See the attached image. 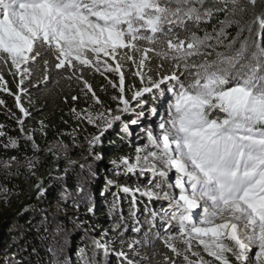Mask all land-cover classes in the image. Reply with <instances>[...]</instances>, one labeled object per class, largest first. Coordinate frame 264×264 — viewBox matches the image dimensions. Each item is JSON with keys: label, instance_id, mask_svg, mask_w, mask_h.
I'll return each instance as SVG.
<instances>
[{"label": "snow or ice", "instance_id": "obj_1", "mask_svg": "<svg viewBox=\"0 0 264 264\" xmlns=\"http://www.w3.org/2000/svg\"><path fill=\"white\" fill-rule=\"evenodd\" d=\"M256 2L0 0V62L15 69L12 74L19 73L21 83L41 62L45 83L51 79L53 64L56 70L70 73L69 80L81 73L76 79L83 81L101 109L72 111L76 119L96 128L88 138V151L97 159L101 158L97 146L122 121L124 113L139 110L137 119L122 123L125 135H130V125L140 124L139 117L147 114L145 94L171 95L168 118L159 122V131L145 129L144 146L137 147L134 156L122 155L112 163L126 173L139 171L158 178L143 189L121 186L119 190L131 193L130 215L137 224L136 193L150 201L155 198L167 203L159 211L145 207L149 231L145 232L144 243L154 246L156 240L161 241L175 257H182L184 264H233V258L235 264H264V44L257 42L250 47L246 39L239 41L245 27L251 32L252 24L259 25L264 41V13L242 23L249 5L254 9ZM220 16L224 18L217 20L211 31L201 28ZM233 25L238 31L230 37L227 29ZM220 47L228 51H218ZM153 60L159 61L155 77L150 67ZM125 62L135 66L134 75L140 79L139 87L132 86L130 99L125 86ZM165 63L171 69L167 74L160 71ZM87 69L101 75L117 74L118 83L109 80L119 91L112 97L117 104L115 112L103 108L93 87L83 80ZM0 86L8 91L2 74ZM16 100L20 112L27 116L18 95ZM150 112L158 114L156 108ZM17 122L23 131V121ZM27 139L33 138L29 134ZM16 145L17 139L9 137L4 147ZM173 172L174 183L170 176ZM112 183L107 181L106 188ZM36 187L43 194V188L39 184ZM84 201L89 203L87 211L93 212L90 197L84 185L79 184L74 204L78 208ZM116 207L113 203L112 212ZM157 219L164 234L157 230L150 241ZM124 220L121 214L120 221ZM114 227L119 230L122 223ZM142 230L133 227L134 232ZM178 242L185 247H178ZM92 243L91 258L86 257L84 249L79 250L83 264H96L97 250L102 249L105 256L109 254L107 243L100 239ZM138 244L141 241L132 240L127 247L139 255L134 248ZM194 245L202 246L211 259L194 250ZM116 256L121 264H137L123 250ZM164 264L176 262L165 255Z\"/></svg>", "mask_w": 264, "mask_h": 264}, {"label": "trees", "instance_id": "obj_2", "mask_svg": "<svg viewBox=\"0 0 264 264\" xmlns=\"http://www.w3.org/2000/svg\"><path fill=\"white\" fill-rule=\"evenodd\" d=\"M262 5L264 6V0H260L252 12L256 14ZM249 12L251 13L250 9ZM223 18L220 16L211 24H202L201 28L211 30L212 25ZM244 22L245 19L242 20ZM258 29L259 25L254 27V30ZM237 31L235 25L227 29L231 37L237 35ZM245 36L243 32L242 38ZM261 43L264 44V41L261 40ZM224 49L223 47L222 51ZM158 63V60H153L150 65L154 77ZM170 70L167 63L160 69L164 74ZM14 71L15 69L0 63V74L4 76L8 88L5 91L0 86V100L4 101L0 104V126H3L4 132L0 136V159L15 157L13 160H22L33 156L38 148L56 141L70 148V153H74L76 159L60 160L43 175V194L39 190L34 191L13 210L0 212V259L7 255L12 257L5 263L0 260V264H53L54 261L58 264H83L79 250L84 249L86 257L91 258L94 250L93 239H100L105 243V237L110 240L111 250L107 256L102 249L97 250L96 264H121L116 256L121 250L128 253L130 259H135L137 264H164L165 255L174 259L176 264H184L161 241L156 240L154 246L144 243L145 232L149 231V225L145 223L147 214L144 209L147 207L149 210L159 211L155 206L160 203L156 199L150 201L139 192L136 193L138 203L135 210L140 221L137 224L130 215L131 193L125 194L119 190L121 186L141 189L148 186L150 173L147 176L141 175L139 171L126 173L123 168H117L112 163L122 155L134 156L136 147L147 142L144 130L150 127L157 130L159 122L168 118L167 109L171 95L161 96L159 92L145 95L147 114L139 117V125H130V135L121 131L122 123L137 119L139 110L137 113H124L122 121L117 122L104 136L102 145L97 146L96 152L101 157L97 159L95 153L90 154L88 151V138L96 133V128L88 125L86 121L76 119L72 111L101 109V105L95 104L91 93L84 88L83 81L76 79L81 73L77 72L69 80L67 76L70 73L56 70L53 64L50 70L51 79L45 83L41 62L33 66L31 77H25L21 83L20 74L13 75ZM123 71L130 99L132 86L139 87L140 79L134 75L136 68L130 63H127V68ZM83 80L93 87L96 96L103 102V108H111L115 112L117 104L112 97L119 95V91L112 87L109 80L118 83L117 74L108 72L101 75L94 69H87L83 72ZM17 95L20 97L21 106L28 113L27 116L17 107ZM73 96L77 100L73 101ZM161 97L164 98L161 104H164V100L167 101L162 106V117L159 109ZM152 108H156L158 114H151ZM18 120L23 121V131ZM29 134L32 140L27 139ZM9 137L17 139L16 147H4ZM109 180L113 183L106 188ZM79 184L84 185L93 212L87 211L88 201L81 202L78 208L75 206ZM54 201L56 205H52ZM113 203L117 205L115 212H112ZM121 214L125 217L123 222L120 221ZM117 223H122L119 230L114 227ZM156 224L157 228L151 230L152 235L148 238L150 241L157 230L162 234L161 221L157 219ZM134 226L142 227L143 230L134 232ZM103 231H106V236ZM132 240L141 241V244L134 245L139 255H135L127 247V243Z\"/></svg>", "mask_w": 264, "mask_h": 264}, {"label": "rangeland", "instance_id": "obj_3", "mask_svg": "<svg viewBox=\"0 0 264 264\" xmlns=\"http://www.w3.org/2000/svg\"><path fill=\"white\" fill-rule=\"evenodd\" d=\"M259 1L260 0H258V2ZM249 9L251 10V13L248 10V12L245 13L243 17V20L244 19L246 20V22H244L245 24L251 22L257 14L264 12L263 5L261 6V9L257 11L256 14L252 12L253 8L250 5H249ZM257 25L258 24H252L251 32H249L247 27H245L243 32L246 34V36L242 38V34H243L242 32L240 34L241 39L239 37V41H243L246 39L250 47L254 46V44L257 42L261 43L260 28L257 31L254 30V27ZM208 31H211V30H208ZM200 34L202 35V32ZM229 36L231 37L232 35L229 34ZM238 47L239 46H237V48ZM222 49L223 47H220L217 50L221 52L228 51L227 48H225L223 51ZM127 63H130V62L124 63L123 70L127 68ZM132 66L135 67L133 64ZM163 99L161 97L160 104L162 103ZM166 103L167 101L164 100V104H161L159 107L161 117L163 116L162 114L163 111H161L162 106L163 105L165 106ZM156 131L158 132L159 128ZM136 144H140V143L136 142ZM143 146L144 145H138L137 147H143ZM74 156H75L74 153H70V148L65 146L63 143L56 141V142L49 143L43 148H38L37 152L33 156L24 158L22 160L0 159V212H5L7 210H13L20 201H25L32 192L39 190L36 186L38 184L41 186L43 175H45V173H47L48 170H51V168H54L53 166H55L56 163L60 160L74 161L76 159ZM6 162L8 164V167H5ZM30 164L32 165V167L29 166ZM170 176L172 178L171 182L174 183V180H175L174 172L170 173ZM154 179H158V178L150 176V180H154ZM5 188L8 190L7 192L3 191V189ZM157 202L160 203L159 205L156 204L155 206L157 210H160L162 205L164 207L167 206V203L163 200H157ZM56 204L57 203L54 201L52 205H56ZM67 214L70 216L69 213ZM103 233H104L103 235L106 236V231H103ZM162 234H164L163 227H162ZM109 241L110 240L105 237V243H107L109 250H111L112 245ZM177 246L180 248L185 247L182 243H179V242L177 243ZM194 250H199L205 259H211L207 256L206 253L203 252L202 246L199 248H196L194 245ZM7 256L3 257V259L1 258L0 260L5 263L7 259L12 258L10 255H7ZM176 258L183 260L182 257H176ZM233 264H235L234 258H233Z\"/></svg>", "mask_w": 264, "mask_h": 264}]
</instances>
